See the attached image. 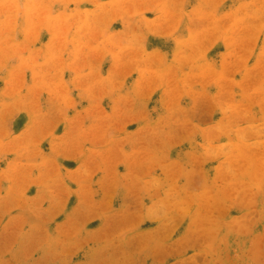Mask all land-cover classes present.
Masks as SVG:
<instances>
[{
	"label": "rangeland",
	"instance_id": "obj_1",
	"mask_svg": "<svg viewBox=\"0 0 264 264\" xmlns=\"http://www.w3.org/2000/svg\"><path fill=\"white\" fill-rule=\"evenodd\" d=\"M0 264H264V0H0Z\"/></svg>",
	"mask_w": 264,
	"mask_h": 264
}]
</instances>
